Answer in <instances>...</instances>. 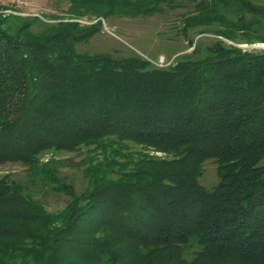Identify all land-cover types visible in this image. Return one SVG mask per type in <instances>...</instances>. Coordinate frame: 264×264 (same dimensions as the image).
Masks as SVG:
<instances>
[{
    "label": "trees",
    "instance_id": "obj_1",
    "mask_svg": "<svg viewBox=\"0 0 264 264\" xmlns=\"http://www.w3.org/2000/svg\"><path fill=\"white\" fill-rule=\"evenodd\" d=\"M171 1L71 0L39 29L0 14V163L28 166L0 176V264H264V49L225 41L264 42V3L187 0L183 32L218 37L166 66L78 48ZM75 150L81 191L42 160ZM36 187L69 199L51 211Z\"/></svg>",
    "mask_w": 264,
    "mask_h": 264
},
{
    "label": "rangeland",
    "instance_id": "obj_2",
    "mask_svg": "<svg viewBox=\"0 0 264 264\" xmlns=\"http://www.w3.org/2000/svg\"><path fill=\"white\" fill-rule=\"evenodd\" d=\"M256 1L264 3V0ZM70 5L71 0H0V14L7 17L8 22L39 17L41 21L33 26L39 29L44 25L43 23L55 24L62 19H68L66 17L70 13ZM161 9L152 15L115 14L106 19L102 18V30L89 42L79 44L78 48L89 52H114L118 55L138 54L149 58L155 64L159 63L160 58L165 57L166 62L170 64L193 50L194 44H190L188 36L194 38V42L200 43L203 48L218 37L212 32L199 33V28H191L187 34L183 32L182 18L193 9V5L187 0L162 3ZM98 19L90 15L75 18L81 24L88 25ZM225 41L243 49H264V42L260 41L251 43H237L227 39ZM151 153L154 152L151 151ZM83 157L82 150H75L48 152L44 154L42 160L54 161L59 168L61 178L73 183L77 190L81 191L85 185L81 166ZM27 171L28 166L20 161L0 163V176L8 175L12 179L23 181ZM201 180L207 187H212L218 182L217 164L214 161L210 160L205 163V171ZM36 188L39 192L38 196L51 211L62 209L69 199L65 193L53 191L44 192L45 195H42V188Z\"/></svg>",
    "mask_w": 264,
    "mask_h": 264
},
{
    "label": "built area",
    "instance_id": "obj_3",
    "mask_svg": "<svg viewBox=\"0 0 264 264\" xmlns=\"http://www.w3.org/2000/svg\"><path fill=\"white\" fill-rule=\"evenodd\" d=\"M158 62H159V63H157V64H158L159 66H164V65H167V64H168V62H166V60H165V57L160 58Z\"/></svg>",
    "mask_w": 264,
    "mask_h": 264
}]
</instances>
